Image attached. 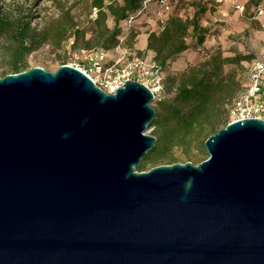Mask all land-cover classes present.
<instances>
[{
    "label": "water",
    "instance_id": "obj_1",
    "mask_svg": "<svg viewBox=\"0 0 264 264\" xmlns=\"http://www.w3.org/2000/svg\"><path fill=\"white\" fill-rule=\"evenodd\" d=\"M155 96L70 64L0 77V264H264V119L139 171Z\"/></svg>",
    "mask_w": 264,
    "mask_h": 264
},
{
    "label": "trees",
    "instance_id": "obj_2",
    "mask_svg": "<svg viewBox=\"0 0 264 264\" xmlns=\"http://www.w3.org/2000/svg\"><path fill=\"white\" fill-rule=\"evenodd\" d=\"M53 1L56 14L36 25L30 12L20 6L11 8L5 0H0V40L6 41L9 61V70L3 76L30 68L29 55L44 45L62 49L65 54L68 45L72 50L96 53L112 49L124 35L121 22L136 15L144 0H80L72 5ZM183 1H192L196 6L191 18L176 11ZM206 1L173 0V8L159 31L149 34L146 50L154 51L158 71L190 47L189 38L198 44L205 42L209 27L201 24V18L207 10L203 5ZM79 3L82 17L73 12ZM243 59L248 57H228L214 51L203 62L168 77L169 92L173 95L162 99L160 107L156 108L150 127H154L157 141L137 169H143L145 161L149 160L157 165L175 163L174 148H181L187 157L197 160L196 164L206 159L202 156L208 155L207 138L230 122L231 108L246 89L237 95L241 81L236 72L227 70L228 65L239 64ZM59 60L66 64L67 56L60 54ZM193 150L197 154H193Z\"/></svg>",
    "mask_w": 264,
    "mask_h": 264
},
{
    "label": "rangeland",
    "instance_id": "obj_3",
    "mask_svg": "<svg viewBox=\"0 0 264 264\" xmlns=\"http://www.w3.org/2000/svg\"><path fill=\"white\" fill-rule=\"evenodd\" d=\"M11 8L20 6L25 11L30 12L34 18V24L41 25V22L57 12V7L53 0H5ZM66 5H72L80 0H61ZM237 4L244 5L242 12L236 7ZM207 7L206 12L201 18V24L209 27V34L203 44H198L193 39H188L190 47L180 53L173 60H170L165 68L157 71L156 75L151 76L137 75L135 80L143 82L150 87L156 84L157 78L160 79L161 88L155 92V99L152 105L155 108L160 107L162 99L171 97L169 92V76H177L185 71L191 65H197L203 62L214 51H221L223 56L233 57L242 55L248 57L239 64L227 66L228 71L236 72L237 79L241 81V87L237 95L242 93L247 86L249 70L254 60L260 58L264 53V14H257L259 8L264 7V0H208L203 4ZM196 10L192 1H183L176 11L181 16L191 18ZM247 10V11H246ZM171 10H165L157 1H152L142 13L134 19L122 21L121 27L124 35L120 38V43L110 50L105 51L106 57L103 62V69L98 71L90 60L96 52L87 50H72L68 45L66 54L64 50H57L50 45H44L34 51L28 57L30 67L41 66L47 70H56L62 63L59 55L67 56L66 64L79 63L103 89L108 90L109 80L114 79L123 69L130 66L131 63L142 61L143 65L156 66L155 53L153 50H146L147 38L153 31H159L160 25L168 18ZM246 11V12H245ZM73 12L80 17L83 13L79 3ZM85 19V17L83 18ZM132 36V37H131ZM131 38V39H130ZM6 41L0 40V77L5 71L9 70V61L5 51ZM141 52V53H140ZM109 68V69H106ZM156 70V68H155ZM235 119L233 108H231L229 121ZM225 127V126H223ZM154 127H150L146 132L154 135ZM173 153L176 162L185 163L197 160H191L181 150L174 148ZM197 154L196 150L192 151ZM208 155L202 156V159ZM143 161V160H142ZM157 164L145 161L143 169L139 171H148Z\"/></svg>",
    "mask_w": 264,
    "mask_h": 264
},
{
    "label": "built area",
    "instance_id": "obj_4",
    "mask_svg": "<svg viewBox=\"0 0 264 264\" xmlns=\"http://www.w3.org/2000/svg\"><path fill=\"white\" fill-rule=\"evenodd\" d=\"M157 1L165 10H172L173 8V0H144L142 7L138 10L136 15L131 16L129 20L131 21L152 2ZM236 7L240 9L242 12L245 10L244 5L237 4ZM257 14H264V7L258 9ZM106 53L99 52L96 53L95 56H91L90 60H92L93 66L101 71L103 67V62L105 60ZM73 66L85 71L79 63L72 64ZM156 66H146L143 65L142 61H136L131 63L129 67L122 70V73H119L114 79L109 80V88L108 92H115V89L121 87L125 80L128 79H136L137 75H146L151 76L153 74L156 75L157 69ZM109 69V68H106ZM249 81L246 86L245 91L236 99L233 105V114L235 115V119H246L251 117H259L264 119V53L263 55L254 60L251 64L249 70ZM89 74V73H88ZM90 75V74H89ZM91 76V75H90ZM92 77V76H91ZM94 79V78H93ZM95 80V79H94ZM96 81V80H95ZM155 86L149 87L155 93L158 89L161 88L160 79L157 78Z\"/></svg>",
    "mask_w": 264,
    "mask_h": 264
}]
</instances>
